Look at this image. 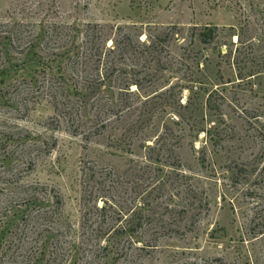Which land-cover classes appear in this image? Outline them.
Wrapping results in <instances>:
<instances>
[{
  "label": "rangeland",
  "instance_id": "1",
  "mask_svg": "<svg viewBox=\"0 0 264 264\" xmlns=\"http://www.w3.org/2000/svg\"><path fill=\"white\" fill-rule=\"evenodd\" d=\"M19 22L32 33L28 41L47 29L41 54L19 52L24 40L7 31ZM206 25L218 26L217 38L193 40L194 27ZM93 28L98 48L124 33L145 39L171 29L179 39L163 53L167 68L132 92L122 84L133 62L142 73L141 65L155 68L154 58L104 51L117 69L93 96L90 78L108 68H96L86 48ZM39 55L50 58L55 77ZM3 65L5 192L13 182L45 201L59 197L61 215L76 221L95 217L94 202L107 200L115 211L104 227L146 199L133 234L107 249L76 243L79 264H264V0H0ZM187 75L202 77L200 93L174 85ZM55 80L68 88L60 104L49 96Z\"/></svg>",
  "mask_w": 264,
  "mask_h": 264
},
{
  "label": "trees",
  "instance_id": "2",
  "mask_svg": "<svg viewBox=\"0 0 264 264\" xmlns=\"http://www.w3.org/2000/svg\"><path fill=\"white\" fill-rule=\"evenodd\" d=\"M95 29L93 28L89 33L90 36L87 41L90 45L86 48H89V52L91 50L90 54L96 55V61L99 62L96 68L103 62L108 64V68L106 73H96L94 77L90 78L87 84V86H89L86 87L93 96L102 93V86L107 82L110 74L117 69L116 62L111 60L108 63L106 58L104 60L102 59L104 51L109 54L113 53V56L116 52L122 56L126 52H131L136 58L142 56H152L154 58V62L157 65L151 70L152 73L146 70L147 68L143 65H141L142 68H144L143 72L139 73V70L136 69L138 64L133 62L134 66L131 67L129 76L125 78V83L122 84V89H126L127 92H132L130 89L132 84H135L137 89H139L142 87L144 82L143 78L146 76H150L149 81L151 84L153 76H155L159 70L167 68V66H165L166 61L163 59V56L165 57L166 55L163 53H170L169 42L172 39H179L177 32L171 29L164 30L157 34H147L145 39H141L139 35L133 38L124 33L120 38L114 39L111 44L108 45L105 42L102 44L101 48H98L92 42L94 37L98 36L100 33L99 29ZM218 30V26L215 25H206L201 28L194 27L191 36L193 40L198 39L200 42H211L217 38ZM7 31L13 32L16 39L20 42L24 40L25 45L19 52L22 53V50L27 49L26 55L31 52L35 55L36 50H39L41 54V45L44 46L47 44L43 38L48 32L42 25L39 31L34 33L33 39L29 41V35L31 36L32 33L27 30L26 24L23 22L17 23L14 28L8 29ZM10 38L11 37H9V39ZM229 52L230 49H227L224 53H221L219 49V53L223 55H228ZM69 53V50H67L66 53L63 52V54ZM56 54L60 55L61 53ZM77 54V59L81 58L80 53L77 52ZM38 58L39 61L41 60V62L44 63L45 67L50 69L49 72H51L52 77H55L53 75L56 70L52 69V66L47 65V61L50 58L42 60L40 55ZM160 61L162 62L160 63ZM58 69H60V67H58ZM118 69L123 72L127 71V68L123 67H119ZM170 70L174 71V68L171 67ZM5 72L6 67L3 65L0 68V80L4 79L3 76ZM78 74H80V72L79 65L77 64V79ZM141 74L144 75L141 76ZM65 76V71H62L59 77L64 78ZM182 78L184 80H182ZM182 78H180L181 81H177L174 84L179 87L181 92H183L184 89H188L189 95H191V92L200 93V90L203 89L202 77L187 75ZM195 87L196 90L194 89ZM80 88L79 85V87H77V93L80 92ZM81 89L83 90L84 88ZM48 90L49 96L58 104L63 103L64 99L69 96L67 93L68 88L64 84L58 83L57 80L50 81ZM78 101L79 100H77V102ZM80 101L83 102V99L81 98ZM178 104L180 106L187 105V103L184 104L181 102L180 96H178ZM11 186L13 188H11V192H5L4 189L10 190L6 186L0 187V264H79V257L77 255V248L79 247H77L76 243H98V249H107L109 246L108 243L120 242L119 236L121 234L129 233V235H131L134 230L137 229L138 225L141 227V214L147 212L145 207L146 203H144L146 199H143V202L141 201L140 204L136 203V207L129 217L126 216V213H122V209L117 211L118 218L121 216L125 217L124 223H118L117 221H119V219L116 217V220L114 219V225L107 224L106 227H104L102 223L105 221L107 222L108 217H111V219L113 217L109 211H115L113 204L108 203L107 200H105L102 205H99L97 201L94 202L93 208L96 210L94 213L95 217L89 216L88 212H86L81 215L77 221L69 220L60 213V210L63 208V200L61 198L55 197L52 201H45L42 197L28 192V189L21 185H16L12 182ZM136 215H139V218H137ZM63 219L68 221L66 222ZM89 264H91V262H89Z\"/></svg>",
  "mask_w": 264,
  "mask_h": 264
}]
</instances>
